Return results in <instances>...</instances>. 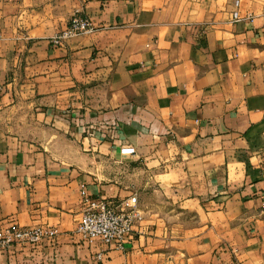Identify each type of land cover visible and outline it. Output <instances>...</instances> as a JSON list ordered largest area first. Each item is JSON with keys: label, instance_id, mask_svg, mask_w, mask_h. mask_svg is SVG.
Listing matches in <instances>:
<instances>
[{"label": "crops", "instance_id": "obj_1", "mask_svg": "<svg viewBox=\"0 0 264 264\" xmlns=\"http://www.w3.org/2000/svg\"><path fill=\"white\" fill-rule=\"evenodd\" d=\"M0 85V233L56 232L0 264H264V0H0ZM83 191L136 195L122 249Z\"/></svg>", "mask_w": 264, "mask_h": 264}, {"label": "built area", "instance_id": "obj_2", "mask_svg": "<svg viewBox=\"0 0 264 264\" xmlns=\"http://www.w3.org/2000/svg\"><path fill=\"white\" fill-rule=\"evenodd\" d=\"M233 20L239 21L237 12L233 13ZM91 31L93 27L88 18L76 13L68 26L55 35L52 42L60 46L68 39ZM2 91L3 87L0 85V95ZM82 197L84 208L77 225L76 235L83 243L100 241L109 247L122 249L135 227L143 220L136 195L124 200H108L101 197L93 198L83 191ZM261 209L264 213V200ZM55 236L56 232L51 227L14 226L5 233H0V251L16 244L34 245L43 239H52ZM97 259L102 261L103 255L99 254Z\"/></svg>", "mask_w": 264, "mask_h": 264}]
</instances>
